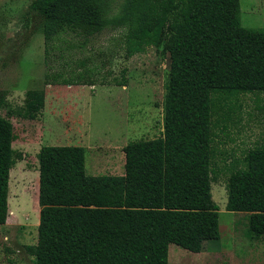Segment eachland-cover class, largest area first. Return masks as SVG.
<instances>
[{
    "label": "trees",
    "instance_id": "1",
    "mask_svg": "<svg viewBox=\"0 0 264 264\" xmlns=\"http://www.w3.org/2000/svg\"><path fill=\"white\" fill-rule=\"evenodd\" d=\"M29 12L47 42L113 27L123 31L127 58L150 45L170 58L162 134L123 147V174H89L81 145L39 149L38 242L27 245L35 264H169L171 243L200 252L219 239L215 115L240 94H264V28L243 25L240 0H32ZM6 104L0 90V109ZM44 105L45 90L31 88L8 114L34 119ZM15 139L0 114V224L10 212V171L22 158ZM226 187V208L248 212L252 236L264 237V145L248 149Z\"/></svg>",
    "mask_w": 264,
    "mask_h": 264
},
{
    "label": "rangeland",
    "instance_id": "2",
    "mask_svg": "<svg viewBox=\"0 0 264 264\" xmlns=\"http://www.w3.org/2000/svg\"><path fill=\"white\" fill-rule=\"evenodd\" d=\"M31 1L0 0V90L7 100L0 114L12 121L13 147L22 153L10 171L0 264H35L27 245L38 242L41 146H84L89 174H123V147L163 130L168 54L150 45L127 58L123 31L113 27L89 37L60 32L47 42L29 12ZM240 6L243 25L264 28V0H240ZM84 72L90 75L85 82L62 81ZM115 78L126 82L116 85ZM31 88L45 90L37 118L8 114L10 107L24 104ZM232 103H222L215 115L212 195L219 206L220 238L206 241L200 252L171 243L169 264H264V237L252 236L248 212L226 208L231 171L243 166L249 148L264 145V94H240L229 111Z\"/></svg>",
    "mask_w": 264,
    "mask_h": 264
}]
</instances>
